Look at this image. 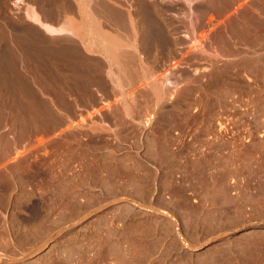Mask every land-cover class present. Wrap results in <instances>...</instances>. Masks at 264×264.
Masks as SVG:
<instances>
[{
  "label": "rangeland",
  "instance_id": "rangeland-1",
  "mask_svg": "<svg viewBox=\"0 0 264 264\" xmlns=\"http://www.w3.org/2000/svg\"><path fill=\"white\" fill-rule=\"evenodd\" d=\"M242 1L0 0V121L22 113L9 91L26 74L74 92L100 74L30 7L84 38L112 33L132 77L126 107L122 89L114 108L91 98L68 139L3 160L0 264H264V21Z\"/></svg>",
  "mask_w": 264,
  "mask_h": 264
},
{
  "label": "crops",
  "instance_id": "crops-1",
  "mask_svg": "<svg viewBox=\"0 0 264 264\" xmlns=\"http://www.w3.org/2000/svg\"><path fill=\"white\" fill-rule=\"evenodd\" d=\"M253 3L256 4L254 7H252ZM244 7L252 8L251 11L254 14L255 20L264 21L263 0H243L239 4L238 12ZM29 11L35 12L43 23L49 26L51 25V27H55L56 29L57 27L59 28V26L61 27L62 24L64 26L66 23H69L65 18L63 19L64 21L62 20L59 23L44 21L41 15L32 7H30ZM25 16L29 21L38 26L41 35L51 37L66 35L68 39L73 40L81 47V55L85 60L96 62L101 69L99 70V75L88 76L87 80H85V90L82 92H74L67 87L57 90H43L38 87L33 77L29 74L25 75V86L21 90L19 86H10L9 92L13 93L14 104L18 106V108H22L23 111L20 114H17L15 111H10L8 121H0L1 124L8 126L4 128L8 136L4 134L0 135V170L5 166L6 161L3 160L6 159L11 150L15 151L11 159H8L9 164L18 163L28 158L31 156L33 148L39 145H44L55 139H68L71 131L75 128L79 129L83 124L82 116L84 114H81L79 111L94 107V105L91 104V98H95L96 102H100L99 107L103 110L114 108L116 104L115 98L118 96L119 89H122L123 100L120 103L123 107H126L129 103V75L122 74L118 76L113 62L115 58L113 60L111 59L113 54L115 56V51H112V54L107 53L108 50L105 46L108 44L105 45V43H101L102 40H100L99 33H93L90 38L82 37L83 34L80 31H76L78 34L67 31L63 34H57L56 32V34H54L52 31L49 33L45 30L47 28L42 26L43 24L33 21L31 17L27 16V13ZM72 22L77 24L75 18ZM238 26L245 28L247 25L243 22L241 23L239 19ZM107 33L110 32L107 31ZM110 34L112 35V33ZM94 39L96 41H94ZM89 41H91V43ZM240 47L245 48L247 46L240 45ZM115 70L116 73H114ZM117 80H120V82H116ZM116 83L122 85L118 86ZM1 91L4 93L5 88H1ZM117 104L119 105L118 102ZM3 108L6 109L5 102L0 100V111L3 110ZM17 124H22L23 128H15L14 125ZM31 142H34V144L31 145Z\"/></svg>",
  "mask_w": 264,
  "mask_h": 264
},
{
  "label": "bare ground",
  "instance_id": "bare-ground-1",
  "mask_svg": "<svg viewBox=\"0 0 264 264\" xmlns=\"http://www.w3.org/2000/svg\"><path fill=\"white\" fill-rule=\"evenodd\" d=\"M32 12V11H31ZM30 11H29V16L32 18V20L33 21H36V22H38V23H40V24H43L42 26L44 27L45 26V28H47V29H45L47 32H51L52 31V33H54V34H58V33H61V34H63V33H65L66 31L67 32H74L75 31V33H77L76 31H78L79 32V30H80V26L79 27H77V25L75 26V24L73 23V22H69V23H66L64 26H63V24L61 25V27L59 26V28L57 27V29L54 27H51V25L49 26L48 24H45V23H43L42 22V20L40 19V17L37 15V14H35L34 12H32L31 13ZM131 18V17H130ZM71 20V19H70ZM72 21V20H71ZM64 23V22H63ZM79 29V30H78ZM98 29V28H97ZM49 30V31H48ZM93 31V30H92ZM100 31V30H99ZM56 32V33H55ZM86 32V31H85ZM96 33H97V31H96ZM78 34V33H77ZM85 34H87V33H85ZM123 34V33H122ZM110 35V34H109ZM79 36H81V35H79ZM86 36V35H85ZM88 36V35H87ZM112 36V35H111ZM111 36H108V34L105 32L104 34H102V32L100 33L99 32V37L101 38L100 40H102L101 41V43L103 42V43H105V45H107V46H105L106 47V49L108 50V51H110V52H108L107 51V53H113L112 51H115V56H114V54H113V56H111L112 58V60L115 58V60L113 61L114 62V64H116L115 63V61H116V59L118 58L117 56V51H118V53H119V51L121 50V40L119 39H115V38H113V37H111ZM83 37V36H82ZM114 37H116V36H114ZM88 38V37H87ZM94 38V37H93ZM89 40V39H88ZM98 40V39H97ZM100 40H98V41H100ZM94 41H96L95 39H94ZM90 43H91V41H89ZM107 42V43H106ZM125 43V42H124ZM134 43V42H133ZM103 45V44H102ZM126 45V44H125ZM198 45H200V44H197V46ZM98 46H100V45H98ZM104 46V45H103ZM109 46V47H108ZM196 46V45H195ZM196 46V47H197ZM201 46V45H200ZM96 47V46H95ZM111 47H112V49H111ZM124 47V46H123ZM132 47V46H131ZM136 48V47H135ZM202 48V47H201ZM96 49V48H95ZM120 49V50H119ZM126 49V48H125ZM128 49V48H127ZM199 49H200V47H199ZM105 50V49H104ZM123 50V49H122ZM135 50V49H134ZM93 51V50H92ZM128 51V50H127ZM125 52H126V50H125ZM135 52H136V50H135ZM135 52L132 50V53H130L129 55H128V64L129 63H132V62H134L135 60H136V58H135ZM105 53V52H104ZM124 53V52H123ZM122 54V53H121ZM137 55V54H136ZM119 56H121V55H119ZM123 57V56H122ZM126 59V58H125ZM112 60H110V61H112ZM118 60V59H117ZM130 61V62H129ZM112 62V63H113ZM111 63V64H112ZM134 65V64H133ZM132 65V66H133ZM113 66V65H112ZM125 66H127V65H125ZM128 67V68H133V67ZM135 66V65H134ZM135 68V67H134ZM133 68V69H134ZM114 69V68H113ZM116 69V68H115ZM126 69V68H125ZM124 69V70H125ZM133 69H132V71H133ZM138 69V68H137ZM148 69V68H147ZM135 70V69H134ZM173 70V69H172ZM126 71V70H125ZM128 71H129V69H128ZM136 71V70H135ZM141 71V70H140ZM118 72H119V70H118ZM134 72V71H133ZM133 72H131V73H133ZM139 72V71H138ZM114 73H116V70L114 71ZM128 73V72H127ZM142 73H143V71H142ZM134 74V73H133ZM144 74V73H143ZM142 74V75H143ZM135 75V74H134ZM131 76V75H130ZM162 76V75H161ZM173 76H174V74L171 72V71H168V72H166V73H164V75H163V80H162V78L160 77V81H158L157 82V90L162 94V93H165L167 90H168V88L169 87H176L177 85H176V81H174V80H172L173 79ZM128 77V76H127ZM135 77V76H134ZM141 77V76H140ZM143 77V76H142ZM131 79L132 77H128V79ZM137 78H138V76H137ZM136 78V79H137ZM142 79V78H141ZM130 81V80H129ZM133 81V80H132ZM135 81H137V80H135ZM116 82H120V80H117ZM131 82V81H130ZM115 83V82H114ZM129 83V82H128ZM117 85H118V83H116ZM133 84V83H132ZM120 85V84H119ZM118 85V86H119ZM122 85V84H121ZM120 85V86H121ZM134 86V85H133ZM144 86V85H143ZM142 86V87H143ZM120 88H122V87H120ZM153 88V87H152ZM156 89V88H155ZM121 90V89H120ZM158 93V92H157ZM159 93V94H160ZM160 94V95H161ZM166 95V94H165ZM162 96H164L163 94H162ZM148 100H150V99H148ZM134 104V103H133ZM132 106V105H131ZM135 108H137V107H135ZM129 109V108H128ZM151 118H153V116H151ZM147 124V123H146Z\"/></svg>",
  "mask_w": 264,
  "mask_h": 264
}]
</instances>
